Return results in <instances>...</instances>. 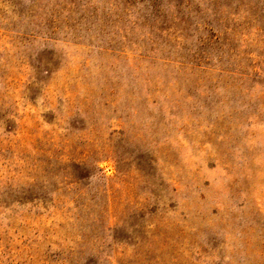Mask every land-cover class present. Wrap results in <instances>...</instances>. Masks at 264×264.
Returning a JSON list of instances; mask_svg holds the SVG:
<instances>
[{
  "label": "rangeland",
  "instance_id": "rangeland-1",
  "mask_svg": "<svg viewBox=\"0 0 264 264\" xmlns=\"http://www.w3.org/2000/svg\"><path fill=\"white\" fill-rule=\"evenodd\" d=\"M17 2L0 264H264V0Z\"/></svg>",
  "mask_w": 264,
  "mask_h": 264
},
{
  "label": "trees",
  "instance_id": "trees-1",
  "mask_svg": "<svg viewBox=\"0 0 264 264\" xmlns=\"http://www.w3.org/2000/svg\"><path fill=\"white\" fill-rule=\"evenodd\" d=\"M17 1L18 0H0V3L3 4L5 7L6 6L7 7H11L12 6L15 9L18 6V2ZM20 13H21L20 11L16 12L17 15H19ZM72 237L76 238V239H83V238L86 237V233L79 229V230H77V232H74ZM69 248H70V254H74L75 255V254H77L79 252L78 250L81 247H79V248L69 247ZM102 253H106L110 257V259H111V257L113 258V256L110 253H108L107 249L103 248ZM65 263H67V264H81V261H80V259H76V261L74 262L73 258L68 257V259H66ZM86 264H94V263H91V261H89ZM106 264H120V263L118 261H115V260L112 259L111 261H108Z\"/></svg>",
  "mask_w": 264,
  "mask_h": 264
}]
</instances>
